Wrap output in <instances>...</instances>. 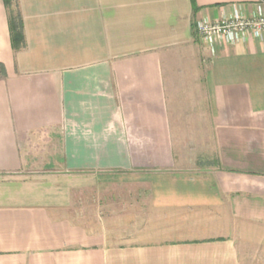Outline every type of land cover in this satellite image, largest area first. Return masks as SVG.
Masks as SVG:
<instances>
[{"label":"crops","instance_id":"1","mask_svg":"<svg viewBox=\"0 0 264 264\" xmlns=\"http://www.w3.org/2000/svg\"><path fill=\"white\" fill-rule=\"evenodd\" d=\"M253 2L0 0V264H264V34L211 57L194 28Z\"/></svg>","mask_w":264,"mask_h":264},{"label":"built area","instance_id":"2","mask_svg":"<svg viewBox=\"0 0 264 264\" xmlns=\"http://www.w3.org/2000/svg\"><path fill=\"white\" fill-rule=\"evenodd\" d=\"M253 1L254 10L250 15H245L241 6L233 5L231 13L219 20L195 22L198 39L211 57L221 46H232L249 36L260 38L264 34V0Z\"/></svg>","mask_w":264,"mask_h":264},{"label":"rangeland","instance_id":"3","mask_svg":"<svg viewBox=\"0 0 264 264\" xmlns=\"http://www.w3.org/2000/svg\"><path fill=\"white\" fill-rule=\"evenodd\" d=\"M193 102L191 106L186 105V102L180 101L181 105L178 107L177 113V134L179 135V147L176 150L177 153H182L185 157L184 167H189V169H198L204 165L206 160V154L208 152L205 145L206 141L202 138L203 134V125L206 121V118L209 115H206L205 110L200 107L198 100L191 101ZM183 108V109H181ZM202 108V109H201ZM205 156V157H204ZM204 162V163H203ZM86 203L88 202L87 197L85 199ZM74 209V218L80 219V223L88 222V206L81 204L78 201V206Z\"/></svg>","mask_w":264,"mask_h":264},{"label":"trees","instance_id":"4","mask_svg":"<svg viewBox=\"0 0 264 264\" xmlns=\"http://www.w3.org/2000/svg\"><path fill=\"white\" fill-rule=\"evenodd\" d=\"M14 0H4L5 6L10 8L13 4ZM9 17V29H10V38L12 42V46L15 49H18L23 44V36H22V24L20 15L17 10H11L8 14Z\"/></svg>","mask_w":264,"mask_h":264}]
</instances>
